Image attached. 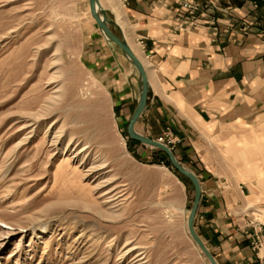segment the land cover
Listing matches in <instances>:
<instances>
[{"label":"rangeland","instance_id":"rangeland-1","mask_svg":"<svg viewBox=\"0 0 264 264\" xmlns=\"http://www.w3.org/2000/svg\"><path fill=\"white\" fill-rule=\"evenodd\" d=\"M96 31L118 48L89 0H0V264H210L187 228L191 182L129 138L89 72ZM235 151L242 164L220 170L260 193L241 217L261 244L264 134Z\"/></svg>","mask_w":264,"mask_h":264},{"label":"crops","instance_id":"crops-1","mask_svg":"<svg viewBox=\"0 0 264 264\" xmlns=\"http://www.w3.org/2000/svg\"><path fill=\"white\" fill-rule=\"evenodd\" d=\"M184 2L197 6L193 15ZM100 5L114 22L112 31L146 71L147 102L134 130L153 139L171 135L176 156L195 170L201 186L196 233L217 264H263L264 239L253 247L259 228L241 217L248 199L260 193L220 169L242 164L235 150L251 155L264 134V0H101ZM94 33L84 58L127 132L140 95L138 72Z\"/></svg>","mask_w":264,"mask_h":264},{"label":"water","instance_id":"water-1","mask_svg":"<svg viewBox=\"0 0 264 264\" xmlns=\"http://www.w3.org/2000/svg\"><path fill=\"white\" fill-rule=\"evenodd\" d=\"M89 10H90V14L92 18L94 19L98 29L101 31L104 37L108 41L118 46L121 53L126 57V59L134 66V68L138 72L140 95H139L138 104L130 118V121L127 127V134L129 138L141 144L157 148L161 150L162 152H164L167 155L173 168H175V170H177L180 174L185 176L191 182L193 189H194V196H193V203H192L189 216H188V220H187L188 232L192 240L197 244V246L202 251V253L205 255V257L208 259L210 264H217L214 257L212 256L210 251L207 249V247L204 245L203 241L198 236L194 228V220L196 217V213H197V209H198V205H199L200 197H201V186H200V182L197 176L192 171L184 167L175 158L172 150L168 146L152 138L143 136L134 130V124L136 123L137 119L140 117V115L144 111L146 102H147L148 80H147V75H146V71H145L143 64L135 56V54L133 53L131 48L128 46V44L125 42V40L122 37L116 35L110 29V26L113 25L114 22L110 21L107 18L106 12L101 7L99 0H89Z\"/></svg>","mask_w":264,"mask_h":264},{"label":"built area","instance_id":"built-area-1","mask_svg":"<svg viewBox=\"0 0 264 264\" xmlns=\"http://www.w3.org/2000/svg\"><path fill=\"white\" fill-rule=\"evenodd\" d=\"M182 6H183L184 8H186V9L189 11L190 14H193V11H194V9H195L194 6H192V5H190V4H187V3H183ZM165 142H166L167 145H170V144H174L175 140H174L172 137L167 136ZM261 237H262V236L259 235V234H256V235L254 236V241H253V247H254V248H258V247H259V245H260V238H261Z\"/></svg>","mask_w":264,"mask_h":264},{"label":"bare ground","instance_id":"bare-ground-1","mask_svg":"<svg viewBox=\"0 0 264 264\" xmlns=\"http://www.w3.org/2000/svg\"><path fill=\"white\" fill-rule=\"evenodd\" d=\"M108 193H109V192H108ZM108 193H107V194H108ZM111 200H112V199H111ZM134 257H135V256H134Z\"/></svg>","mask_w":264,"mask_h":264},{"label":"trees","instance_id":"trees-1","mask_svg":"<svg viewBox=\"0 0 264 264\" xmlns=\"http://www.w3.org/2000/svg\"><path fill=\"white\" fill-rule=\"evenodd\" d=\"M160 151V150H159Z\"/></svg>","mask_w":264,"mask_h":264}]
</instances>
